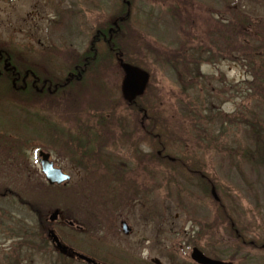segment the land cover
I'll return each instance as SVG.
<instances>
[{
    "label": "rangeland",
    "instance_id": "rangeland-1",
    "mask_svg": "<svg viewBox=\"0 0 264 264\" xmlns=\"http://www.w3.org/2000/svg\"><path fill=\"white\" fill-rule=\"evenodd\" d=\"M37 1L0 0V41L29 46L33 49L17 52L35 59L47 54L59 65L86 53L92 29L110 20L108 12L121 5V0L73 1L77 15L66 19L62 30L49 31L44 26L48 9L34 8ZM226 2L238 4L253 23L262 21L264 29V0H134L132 26L121 47L148 74L136 110L121 94L125 75L118 62H104L73 88L68 113H58L61 125L56 123L53 143L43 140V125L35 122L34 131L27 123L33 121L34 108L18 110L14 98L3 103L0 264H47L24 247L34 241L36 219L47 220L54 211L60 212L61 223L46 221L47 228L65 237L69 230L64 220L72 221L82 227L81 234L73 232L74 242L83 251L103 252L113 264H154L153 259L195 264L190 259L194 247L233 264H264V164L254 156L253 136L257 128L264 132V64L250 56V46L259 45L255 41L246 43L227 33L231 50L225 57V35L219 42L214 41L217 34L209 38L213 26L222 28L230 18ZM179 6H187L191 27L172 18ZM80 8L87 13L79 15ZM33 11L39 17L33 19ZM195 47L209 49L210 56L193 61L201 58L191 52ZM120 57L124 59L122 53ZM66 115L71 127L64 130ZM150 118L159 127L147 133L139 125H150ZM127 122L134 131L128 140L118 129L120 124L126 132ZM101 124L103 133L97 129ZM68 137L78 139L65 142ZM79 137L94 141L86 148L101 156L98 164L103 160L104 167L109 158L107 167L116 168L95 174L92 156L86 160L94 165L89 171L73 165L70 161L78 158L69 154L77 151ZM39 150L50 153L55 165L71 176L66 185H47ZM189 165L209 182L207 192L185 170ZM114 171L120 174L112 176ZM121 221L132 229L130 235L122 233ZM239 233L244 244L234 237Z\"/></svg>",
    "mask_w": 264,
    "mask_h": 264
},
{
    "label": "flooded vegetation",
    "instance_id": "flooded-vegetation-1",
    "mask_svg": "<svg viewBox=\"0 0 264 264\" xmlns=\"http://www.w3.org/2000/svg\"><path fill=\"white\" fill-rule=\"evenodd\" d=\"M7 1V0H4ZM73 1L79 3L86 2V0H38L37 3L34 2L33 7H40L43 9H48V13L44 14V26L47 30L56 31L62 30L64 25V21L70 18L72 15H77L76 10L74 9ZM108 1V0H107ZM134 4V0H121V5L117 6L114 10H110L107 15H110V20H107L106 23L103 25H99L94 27L91 32V36L88 42V49H96L102 48V44L106 43L109 45L110 49L113 50L117 49L118 42L120 41L117 36L121 33L122 27L125 22L128 21L129 27L132 26L131 24V13L132 7ZM113 8V7H112ZM35 12V11H33ZM87 13L84 8H80L79 15H83V13ZM31 13L33 19H35L38 14L37 12ZM39 17V16H38ZM104 42V43H103ZM38 45H43L38 43ZM52 47V46H50ZM29 46L13 44L12 42H3L0 41V119H3V103L6 100H12L18 105V110L24 111V109L32 107L34 108V114L32 120L33 122V130L35 131L34 124L35 122L43 125V130L45 131L46 135L45 138L42 137L41 139L47 141L49 144L55 141V132H56V123L60 124V122H56L59 120L60 116L58 113H68L67 103L68 95L71 96V87H75L76 85H80L84 82V78L90 76L94 73L87 72V62L88 58L83 57L82 59H78L75 62L69 61L65 65L57 64L52 61L53 57L49 55H44L42 59L40 57H30L27 54L22 55L21 52L18 53L17 50L28 49ZM33 49V48H29ZM64 49V48H62ZM121 54V53H120ZM119 52L115 53V58L111 61V63L118 62L119 68L121 69V61L124 64H130L126 60L120 57ZM83 55V54H81ZM31 58V59H30ZM80 60V63L78 61ZM75 63V64H74ZM74 64V65H73ZM103 63L99 64L98 68H100ZM122 71V69H121ZM75 84V85H74ZM122 90V85H121ZM122 94V92H121ZM124 98V97H123ZM137 100L134 102H129L128 99L124 98V101L132 107V109H137ZM8 102V101H7ZM6 102V103H7ZM7 105V104H6ZM8 106V105H7ZM11 107V106H9ZM118 107L116 108V110ZM17 110V111H18ZM63 110V111H62ZM138 111H142V109L138 108ZM0 120V221H3V122ZM25 120V119H24ZM26 122V121H24ZM62 122V120H61ZM64 130L69 129L71 126L67 125L66 123H70V117L67 115L63 118ZM118 129L120 130V136L125 138L126 140L131 139V136L134 135L133 129H131L130 122L124 124L127 127L126 132L125 128L120 124H118ZM68 126V127H67ZM139 127L145 132H151L149 129V125L145 123V121L140 122ZM102 124L97 129L99 133L101 132ZM71 132L66 131V135H69ZM98 133V132H97ZM65 134V132H64ZM66 139V136L64 137ZM69 140H65V142L71 143L72 138L68 137ZM80 138V137H79ZM36 138L35 140H41ZM79 141V140H76ZM80 142H83L85 145L93 144L94 141L92 140H82L80 138ZM86 154L78 155V159H73L70 162L75 164L78 168L84 169L89 171L94 165H88L86 160L91 159L90 156L93 157L95 160V174L101 173L103 170H113V168L107 167L108 162L111 160L107 158L104 161L103 167V160L101 163L98 164L99 159L101 157L99 154H96L97 157L93 156L92 154H88L87 150L83 148ZM92 151V150H91ZM43 151H38V164L39 162V154ZM45 153V152H43ZM47 154L48 160L53 164L54 168H58L62 171L61 168L57 167L54 161L51 158L50 153ZM159 154V153H158ZM185 167V166H183ZM184 169V168H183ZM189 174L190 170L185 169ZM41 171V166H40ZM63 172V171H62ZM34 173V172H33ZM64 173V172H63ZM195 176H199L204 178L200 170L192 172ZM36 174V173H34ZM66 174V173H64ZM106 174V173H103ZM109 174V173H108ZM120 173L113 172L112 176H116ZM37 175V174H36ZM68 175L70 178L71 176ZM102 175V174H101ZM192 175V174H191ZM209 183V182H208ZM59 212V211H58ZM60 212L58 215V220L51 222L49 219H36L37 224L34 226V241L31 243L30 247H24L25 250L33 251L34 254L37 253L39 257L46 259L47 264H87L84 261L79 260V258L75 254L83 255L98 264H113L111 258L104 257L102 255L103 252H94V251H83L82 245L79 243H75L73 237H75L74 233L81 234L82 227L75 225L70 220H64V224L68 227L69 234H66L65 237H62L61 232L58 234L57 231L53 228H47L45 224L48 223H61L60 219ZM48 221V223L46 222ZM125 221L120 222L121 223ZM127 224V222H125ZM128 225V224H127ZM131 229V228H130ZM50 232L55 233L59 242L63 244L67 248V253L63 254L56 249V244L54 241L51 240L49 237ZM132 232V229H131ZM130 232V234H131ZM129 234V235H130ZM195 248V247H194ZM204 254V253H203ZM205 255V254H204ZM206 256V255H205ZM210 258V257H209Z\"/></svg>",
    "mask_w": 264,
    "mask_h": 264
},
{
    "label": "trees",
    "instance_id": "trees-1",
    "mask_svg": "<svg viewBox=\"0 0 264 264\" xmlns=\"http://www.w3.org/2000/svg\"><path fill=\"white\" fill-rule=\"evenodd\" d=\"M225 4H226V6H225L226 10L225 11L227 13H230V18H228L227 20L224 19V23L222 24V28L217 27V26H216L217 28H215L213 26V28H214L213 33H211V32L208 33V35H210V34L211 35L213 34V35L209 36V38L213 37L214 35L217 34L216 36H214V41L215 42H217V41L219 42L221 34L225 35V36H223V41H224V49L223 50H224V56L225 57H226V55L228 56V54L230 53V50H231V47L227 44V40H230L231 37L227 33H229V34H231V33L238 34L242 38L243 41L246 40V43H250V41H255L257 44L259 43V45L257 47H255V48L250 46V51L253 52V50H254L253 55L255 56V58H254L253 55H250V56H251L253 62H254V60L259 59L264 64V49L262 47V42H261V40L263 39L262 35H261L262 34L261 32L262 31L264 32V29L261 28V26L263 25V22L260 21V22H254L253 23L254 20H251V18L246 13L241 11V8L238 7V4H233V5L229 4L228 5L227 2ZM180 6L176 7L174 9V11L171 13L172 18L177 20L178 24L183 23V22H181V20L183 19L182 21H185L186 23H189V27H191L192 26V21L190 20L191 22H189V19H190L191 15H188L189 13L184 11V10L187 11V6L184 7V10ZM180 10H183V12L180 13L181 12ZM209 27H211V24L209 25ZM129 30H130V27H129V24H128V21H127L123 25L121 33H119V35L117 36V38L120 40L118 42V46L119 47L117 49H115V50H113L112 48L110 49L109 45H107L106 43L103 42L104 44H102V48L88 49V51L86 53H84L83 55H81L79 57L80 59H82L83 57H87L88 58V62H87V72L88 73H94V74L97 73L100 70L98 68L99 64H101V63L104 64V62H111L115 58L114 55H115L116 52L122 53V56H123L124 60H126L127 62H129L133 66H136V67L140 68V64H138L136 61H133L132 59L129 58L130 54H129L128 49L127 48L124 49V47H121V41H122V39H124L126 37V34L128 32H130ZM197 41H200V40H197ZM193 49H195V50H192L191 51L192 53L193 52L195 54H197V52L201 53V58L194 57L192 59L193 61H195L196 59H197V61H200L203 58L202 57L203 54H205L206 56H210V53H211L209 49L204 50L201 47H195ZM198 49H200V51H198ZM191 56H194V55L192 54ZM76 60L77 59H75L73 62H75ZM203 60H204V58L202 59V61ZM253 62H252V64H255ZM78 63H80V60L78 61ZM186 65H189V63H187ZM188 70H187V73H190L192 71L191 70L190 72H188ZM256 74H257V71H256ZM73 88L74 87L72 86L71 87V95H72V92H73ZM33 121H30V122L27 121V123L32 126L33 125ZM148 123L150 124L149 125V129L152 132L157 130V127H159L158 124L156 123V119H154V118H150ZM253 132H254L253 136H254V139H255V142H256L255 143L256 144V150H255V153H254L255 155L254 156L259 158V160H260L259 162L261 164H264V132L261 131L259 128L255 129V131H253ZM262 137H263V141L260 142L259 140H261ZM75 139H78V138L77 137H75V138L72 137L73 141H75ZM78 143H79V145L77 146L78 147L76 149L77 151L71 152L70 154L68 153L69 156H72V157L75 156V157L78 158V155H81L83 153L86 154L85 151L83 150V148L87 150L86 146H88V145H85L84 143H81L80 141ZM245 158H247V157H245ZM263 167H264V165H263ZM187 169L190 170V174H192V176L195 177V179L197 178L200 183H204L206 185V189H204V191L207 192V190H208L207 185H210V184L209 183L206 184L207 182L203 178H200L199 176H195L192 173L193 171H197V170H200V169L198 167H196L195 165H192V166L189 165L187 167ZM234 237H235V239L240 241L241 244H244L243 243V239L240 236V233H239V235L234 236Z\"/></svg>",
    "mask_w": 264,
    "mask_h": 264
},
{
    "label": "water",
    "instance_id": "water-1",
    "mask_svg": "<svg viewBox=\"0 0 264 264\" xmlns=\"http://www.w3.org/2000/svg\"><path fill=\"white\" fill-rule=\"evenodd\" d=\"M121 68L124 73V79L122 82V95L124 98L128 99L129 102L133 101L136 97L142 96L144 94L147 82H148V74L143 70L131 66L129 64H124L121 61ZM48 155L41 152L39 154V162L41 166V173L46 181V183L50 186H61L66 185L70 181V177L64 174L60 169L54 168L53 164L48 160ZM211 193L215 200H217L215 196V190L212 188ZM58 211H54L50 216L49 220L51 222L58 220ZM121 231L124 235L128 236L131 232L129 226L125 223H121ZM49 237L56 244V249L63 254L67 253V248L61 244L55 235V233L50 232ZM79 260L86 262L87 264H98L95 261L80 255L75 254ZM190 259L196 264H233L232 262H225L221 260L211 259L205 256L199 249L193 248L190 252ZM154 264H161L157 259L151 260Z\"/></svg>",
    "mask_w": 264,
    "mask_h": 264
}]
</instances>
